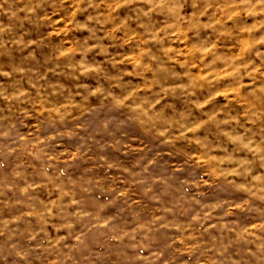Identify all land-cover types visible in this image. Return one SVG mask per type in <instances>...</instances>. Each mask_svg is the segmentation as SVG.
Instances as JSON below:
<instances>
[{
	"label": "clouds",
	"instance_id": "obj_1",
	"mask_svg": "<svg viewBox=\"0 0 264 264\" xmlns=\"http://www.w3.org/2000/svg\"><path fill=\"white\" fill-rule=\"evenodd\" d=\"M41 7L0 0V44L29 54L36 40L16 29ZM242 7L99 0L86 35L65 38L43 69L0 67V262L264 264V60L213 63L222 43L240 52L221 37ZM248 7L264 15V0ZM200 30L217 35L198 43ZM219 186L242 195H209ZM97 191L126 224L87 202Z\"/></svg>",
	"mask_w": 264,
	"mask_h": 264
},
{
	"label": "rangeland",
	"instance_id": "obj_2",
	"mask_svg": "<svg viewBox=\"0 0 264 264\" xmlns=\"http://www.w3.org/2000/svg\"><path fill=\"white\" fill-rule=\"evenodd\" d=\"M99 0H81L80 6L76 11H73L72 5L74 0H40L42 5L39 15L30 19L23 20L17 26L16 31L23 33V40L25 43L31 39L36 40V44L28 49L29 54H25L23 45L8 47L0 44V67H8L12 65H32L37 69L43 67L51 60L56 49L63 45L65 38H71L73 41L82 39L86 32L85 25L90 24V17L95 14V5ZM213 3H229L234 0H212ZM254 0H241L243 5L242 10L238 11L236 16L232 18L229 25L225 26L224 35L221 37L222 41L235 39L236 44L240 48V52L229 55L224 49H227V44H221V51L215 56L213 63L218 61H232L238 57H242L245 53L251 55L259 54L261 60H264V15H257L252 11L248 5ZM59 18V19H58ZM0 20L7 22L6 17L0 15ZM70 22V23H69ZM67 24L71 29L70 32H60V29ZM49 31H53V35H49ZM216 32L211 30H200L196 33L195 39L198 43H203L208 39L215 38ZM239 68V66H238ZM54 78V77H53ZM117 117H123L122 112L115 113ZM135 130V129H134ZM145 140L151 142L150 136H145ZM185 146L181 145L173 149L177 153L179 159L184 151ZM112 158H120L119 153H111ZM127 162L128 157L121 158ZM10 166L9 161L3 162L0 166V171H6ZM87 168V165H80L73 167L65 173L73 178H78L82 172ZM102 171V170H101ZM224 194L241 196L242 193H234L224 186H219L215 191L209 190L211 196H221ZM106 195L102 192H95L87 197V202L92 206H99L103 204L104 211L119 220L121 226L126 224L127 218L122 216L120 207L118 205H107ZM162 202H167L172 196V191L168 187H162L159 193ZM146 211H151V206H146ZM234 221L244 223L247 220L246 215L238 214L237 217L231 218ZM93 242L96 244H103L105 248L111 251V246L107 244L106 239L102 234L93 236ZM11 259V258H9ZM180 260H187V257H180ZM3 264V262H0ZM110 264H120L119 256L117 260L111 261Z\"/></svg>",
	"mask_w": 264,
	"mask_h": 264
}]
</instances>
